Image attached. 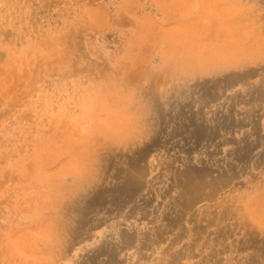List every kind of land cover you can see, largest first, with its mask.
<instances>
[{"label": "rangeland", "instance_id": "rangeland-1", "mask_svg": "<svg viewBox=\"0 0 264 264\" xmlns=\"http://www.w3.org/2000/svg\"><path fill=\"white\" fill-rule=\"evenodd\" d=\"M0 264H264V0H0Z\"/></svg>", "mask_w": 264, "mask_h": 264}, {"label": "bare ground", "instance_id": "bare-ground-1", "mask_svg": "<svg viewBox=\"0 0 264 264\" xmlns=\"http://www.w3.org/2000/svg\"><path fill=\"white\" fill-rule=\"evenodd\" d=\"M218 60H220L219 57H218L217 61H215V62L213 61L212 64H211L212 66H215V69L220 68V67H219L220 65H225V64L219 63ZM223 61H224V60H223Z\"/></svg>", "mask_w": 264, "mask_h": 264}]
</instances>
